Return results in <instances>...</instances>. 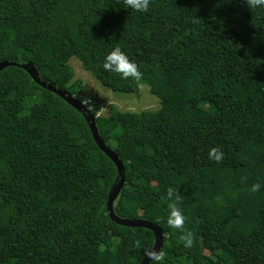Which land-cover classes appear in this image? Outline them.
<instances>
[{"label":"trees","instance_id":"obj_1","mask_svg":"<svg viewBox=\"0 0 264 264\" xmlns=\"http://www.w3.org/2000/svg\"><path fill=\"white\" fill-rule=\"evenodd\" d=\"M117 47L138 76L104 69ZM71 57L112 91L145 84L159 100L157 110L112 105L105 115L89 103L124 168L114 214L162 229L163 256L150 264H264V8L151 0L137 12L124 0H0V59L31 62L87 107ZM221 115L228 119L213 124ZM212 147L221 161L208 158ZM115 176L79 112L24 70L0 72V264H139L154 237L106 214ZM169 187L183 230L167 224Z\"/></svg>","mask_w":264,"mask_h":264},{"label":"water","instance_id":"obj_2","mask_svg":"<svg viewBox=\"0 0 264 264\" xmlns=\"http://www.w3.org/2000/svg\"><path fill=\"white\" fill-rule=\"evenodd\" d=\"M10 66H14L24 70L31 78V80L35 82L39 87L55 94L56 96L61 98L65 103H67L69 106H71L81 114L89 128V131L96 146L101 152L104 153L105 156H107L112 161L116 168L115 180L111 185L106 197V214L114 223L118 225L133 228L142 227L150 230L153 234L154 242L152 248L148 252H155L156 254H158L163 243L162 229L158 225L143 219L119 218L114 214L113 202L117 198L125 181L124 168L121 161L118 159V156L110 148H108L103 142V140L99 137L95 124V116L90 112L89 108H87L83 103H81L74 96L68 93L65 89L59 87L54 82H50L49 80L40 76L31 62L19 60L16 58L0 59V72L4 68ZM153 260L154 259H152L149 255L146 254L139 264H150Z\"/></svg>","mask_w":264,"mask_h":264},{"label":"rangeland","instance_id":"obj_3","mask_svg":"<svg viewBox=\"0 0 264 264\" xmlns=\"http://www.w3.org/2000/svg\"><path fill=\"white\" fill-rule=\"evenodd\" d=\"M69 66L74 72V79L82 82V94L86 95L91 101V106L99 107V114H107L110 106H115L120 111L141 112L144 110H157L159 100L153 96L148 85L139 86L136 93H121L100 84L92 74L85 70L80 61L71 57L68 61ZM227 116L221 115L212 120V123L225 122Z\"/></svg>","mask_w":264,"mask_h":264},{"label":"clouds","instance_id":"obj_4","mask_svg":"<svg viewBox=\"0 0 264 264\" xmlns=\"http://www.w3.org/2000/svg\"><path fill=\"white\" fill-rule=\"evenodd\" d=\"M151 0H124L125 5L137 12H146L149 9ZM245 3L248 7L252 8H264V0H245ZM103 67L105 70L114 71L120 73L123 77L129 75L136 77L139 74L136 71V66L133 62L129 61L127 56L121 51L120 48H114L108 52L104 57ZM82 103V102H81ZM85 105V104H84ZM208 158L210 160L219 162L223 158V152L220 151L217 147H212L208 150ZM261 185L259 183L252 184L250 186V191L256 192L259 190ZM170 203L168 205L169 213L167 216V224L170 228L183 230L185 217L180 211L177 202L179 201V195L175 196V199H172L174 189L169 187L167 189ZM192 233L190 231H185L180 239L184 242L185 247H190L192 244ZM154 260H160L163 256V253L157 255L155 252H147Z\"/></svg>","mask_w":264,"mask_h":264},{"label":"built area","instance_id":"obj_5","mask_svg":"<svg viewBox=\"0 0 264 264\" xmlns=\"http://www.w3.org/2000/svg\"><path fill=\"white\" fill-rule=\"evenodd\" d=\"M87 103H88V104H87V108L90 109V104H89V103H90V100H87ZM83 104H85V103H83Z\"/></svg>","mask_w":264,"mask_h":264}]
</instances>
